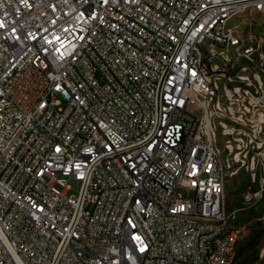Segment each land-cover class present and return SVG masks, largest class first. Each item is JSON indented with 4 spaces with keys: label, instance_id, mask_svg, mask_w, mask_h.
Returning <instances> with one entry per match:
<instances>
[{
    "label": "built area",
    "instance_id": "2783aa9c",
    "mask_svg": "<svg viewBox=\"0 0 264 264\" xmlns=\"http://www.w3.org/2000/svg\"><path fill=\"white\" fill-rule=\"evenodd\" d=\"M254 12L0 0V264H231L229 176L264 197V34L229 24Z\"/></svg>",
    "mask_w": 264,
    "mask_h": 264
},
{
    "label": "rangeland",
    "instance_id": "374dc122",
    "mask_svg": "<svg viewBox=\"0 0 264 264\" xmlns=\"http://www.w3.org/2000/svg\"><path fill=\"white\" fill-rule=\"evenodd\" d=\"M230 26H240L245 34L253 32L255 35L264 34V15L261 13H248L243 16H237L230 21ZM215 51L218 55L225 54L227 57L233 58V52L226 46H216ZM215 63L223 64V59L220 56L215 58ZM264 118V117H263ZM228 129L232 130L236 123L229 121ZM258 128V127H257ZM264 133V128L262 129ZM261 133V135H262ZM220 145L226 149L228 142L233 137H242L243 135H223L222 129L220 132ZM246 140V139H245ZM246 145V141L243 143ZM73 189L70 194L77 193L79 184L76 181L71 182ZM258 177L254 182L250 173L246 172L245 168H239L237 173L229 176L225 192H226V205L231 219L235 218V223L244 226L245 235L240 242L239 248L242 253L234 255L231 264H264V197L258 202L249 201L247 199L249 192H254L258 189ZM180 194L187 195L184 189L179 190Z\"/></svg>",
    "mask_w": 264,
    "mask_h": 264
},
{
    "label": "trees",
    "instance_id": "16d2710c",
    "mask_svg": "<svg viewBox=\"0 0 264 264\" xmlns=\"http://www.w3.org/2000/svg\"><path fill=\"white\" fill-rule=\"evenodd\" d=\"M242 253V251H241V249L238 247V249L236 250V253H235V255L237 254V255H240Z\"/></svg>",
    "mask_w": 264,
    "mask_h": 264
}]
</instances>
